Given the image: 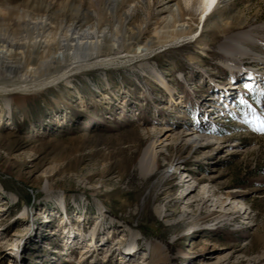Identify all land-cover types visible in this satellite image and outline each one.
<instances>
[{"label":"rangeland","instance_id":"374dc122","mask_svg":"<svg viewBox=\"0 0 264 264\" xmlns=\"http://www.w3.org/2000/svg\"><path fill=\"white\" fill-rule=\"evenodd\" d=\"M114 2L0 0L111 24L88 55L0 74V264H264V0L206 26L198 0Z\"/></svg>","mask_w":264,"mask_h":264},{"label":"bare ground","instance_id":"6f19581e","mask_svg":"<svg viewBox=\"0 0 264 264\" xmlns=\"http://www.w3.org/2000/svg\"><path fill=\"white\" fill-rule=\"evenodd\" d=\"M220 1L215 0L213 7L208 9L204 0H198L199 22L197 24L202 23V26H206L207 18L216 10ZM111 2L107 9L110 10V13H113L115 2L114 0H111ZM49 6V3L46 4L44 7L45 11ZM178 9L180 13L182 8ZM14 10L9 7L0 8V74L15 72L20 68L19 65L21 63L28 62L32 57L36 58L37 54H39L37 56L38 63L48 67L60 65L62 62L73 57H80L76 54V49L78 48L86 51L83 56L88 55V51L99 48L100 44L107 40V32L111 27L110 20L107 19L105 20V28L100 30L98 26L92 28L80 22L76 23L74 19H70L67 22L68 19L66 20L65 15L61 11L59 19L54 21L47 13L39 17L23 16L22 14L14 16ZM77 11L78 8L75 9V12ZM75 12L73 17L77 15ZM133 13V8H128L121 13V25H124V28L129 23L131 17H133ZM246 39L249 42L256 43V39L252 34H248ZM241 47L244 53L251 51L249 47L242 45ZM161 84L164 85V82L161 81ZM210 138V136H202L194 131L188 133L185 142H188L192 146L200 147L202 144H207ZM151 151V145H148L142 150L140 155L139 165L143 167L145 174L154 169L151 162L152 160H156V158L152 156ZM156 166L157 164L154 165V167ZM165 173L163 171L162 175ZM190 204L192 205L193 202ZM63 231L66 233L63 237L68 238L69 235L73 236V232L70 229L63 228ZM101 238L104 237L102 236Z\"/></svg>","mask_w":264,"mask_h":264},{"label":"snow or ice","instance_id":"6c2138e0","mask_svg":"<svg viewBox=\"0 0 264 264\" xmlns=\"http://www.w3.org/2000/svg\"><path fill=\"white\" fill-rule=\"evenodd\" d=\"M204 2L206 3V7L208 9H211L213 7L215 0H204ZM244 87L248 88V87H251V85L245 84ZM259 130L264 131V126L260 127Z\"/></svg>","mask_w":264,"mask_h":264}]
</instances>
